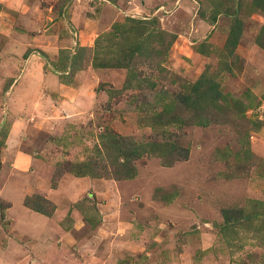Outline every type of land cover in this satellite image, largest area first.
<instances>
[{"label":"rangeland","instance_id":"obj_1","mask_svg":"<svg viewBox=\"0 0 264 264\" xmlns=\"http://www.w3.org/2000/svg\"><path fill=\"white\" fill-rule=\"evenodd\" d=\"M8 10L0 264H264V1Z\"/></svg>","mask_w":264,"mask_h":264},{"label":"crops","instance_id":"obj_2","mask_svg":"<svg viewBox=\"0 0 264 264\" xmlns=\"http://www.w3.org/2000/svg\"><path fill=\"white\" fill-rule=\"evenodd\" d=\"M80 1V0H79ZM3 8H5V6L3 5ZM9 11V10H8ZM4 12V13H3ZM2 13H0V19L1 18H3L5 15H12V11H9L8 12V14H6L5 13V11H3ZM4 14V15H3ZM67 14L69 15V8H68V11H67ZM3 15V16H2ZM4 24V23H3ZM3 24H0V36L3 34V35H6V39H8L7 41H6V43H5V45H2V47H1V45H0V58H5L6 56H11V54L9 53V51L8 50H6V47L7 46H10V49L9 50H11V48H12V46H13V50L14 49H16L17 47L18 48H20L19 46V44H15V42H16V39H14L15 38V36L17 35L15 32H13V33H11L9 36H7L8 34H6L7 33V31L6 30H3ZM53 26H54V24H53ZM41 38H43V36L41 37ZM1 37H0V41H1ZM40 39V38H39ZM4 41H5V39H4ZM68 42V41H67ZM4 48H5V50H4ZM9 53V54H8ZM5 54V55H4ZM9 59L10 60H12V58L11 57H9ZM73 58H71V63H72V60ZM12 62H13V60H12ZM3 65V63L2 62H0V66H2ZM0 68H2V67H0ZM43 78H39L38 79V81H36V83L35 82H31V84L30 85H32V86H34V85H36V84H38V85H40L39 83L40 82H43ZM47 81L51 84V85H54L55 86V90L57 91V92H59L60 91V93H62V91H63V89H65V88H63L62 89V87H64L63 85H61V84H58L57 82H55V80H54V78H53V76H48V79H47ZM3 82H4V80L2 79V75H0V94H3V86H4V84H3ZM18 83V82H17ZM17 83H16V86L15 85H12L11 87H10V90L6 93L7 94V96H9V94H11L12 95V97L15 99L16 98V96H17V93H20L21 91H19V90H21L22 89V87H19L18 85H17ZM81 87H79L78 85H77V87H76V89L77 90H79ZM31 89H36L35 87H29V91L31 90ZM29 91H28V93H29ZM70 96V95H69ZM11 100H13V99H11ZM6 102H7V100H6ZM77 102L79 103V104H83V101H82V98H80V99H78L77 100ZM4 109H2V108H0V115H1V112L3 111ZM68 110H70V108H68ZM71 111H67V113H70ZM17 242V241H16ZM13 246H15V245H13ZM17 246V245H16ZM8 247H10V246H8ZM17 249V248H16ZM10 250V251H9ZM11 251H12V253H13V255H14V253H15V248H11L10 247V249H8V252H6V255H9L10 254V256H8L10 259V261H12V260H14V261H17V259H16V257L14 258V259H11L13 256L11 255ZM32 251V250H31ZM41 251H44V250H41ZM39 253H40V251H38L37 250V247H34L33 248V253H32V258H35V259H37V258H42V257H40V255H39ZM38 256V257H37ZM35 259H34V262H35ZM42 260H44L43 258L41 259V261ZM43 263H44V261H43Z\"/></svg>","mask_w":264,"mask_h":264},{"label":"trees","instance_id":"obj_3","mask_svg":"<svg viewBox=\"0 0 264 264\" xmlns=\"http://www.w3.org/2000/svg\"><path fill=\"white\" fill-rule=\"evenodd\" d=\"M264 0H262V2H263Z\"/></svg>","mask_w":264,"mask_h":264}]
</instances>
